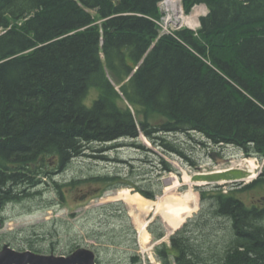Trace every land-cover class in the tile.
Returning a JSON list of instances; mask_svg holds the SVG:
<instances>
[{
  "label": "trees",
  "instance_id": "trees-1",
  "mask_svg": "<svg viewBox=\"0 0 264 264\" xmlns=\"http://www.w3.org/2000/svg\"><path fill=\"white\" fill-rule=\"evenodd\" d=\"M159 1L0 0L6 29L0 34V212L23 198L24 186L45 178L62 198L64 187L100 182L134 186L155 199L152 190L119 182L120 175L53 177L89 148L108 153L141 133L187 159L166 135L185 132L196 140L198 132L208 144H233L264 157V0H183L187 12L208 6L200 27L157 39ZM160 163L175 170L163 157ZM263 184L264 168L226 192L219 184L200 188V211L170 243L156 245L162 264H264V195L250 196ZM119 212L130 221L122 206ZM51 228L47 234L57 237ZM148 228L157 240L166 235L158 218ZM119 239L110 236L112 243ZM34 241L27 248L40 253L57 242L51 239L44 249ZM131 260L142 264L138 254Z\"/></svg>",
  "mask_w": 264,
  "mask_h": 264
},
{
  "label": "rangeland",
  "instance_id": "rangeland-1",
  "mask_svg": "<svg viewBox=\"0 0 264 264\" xmlns=\"http://www.w3.org/2000/svg\"><path fill=\"white\" fill-rule=\"evenodd\" d=\"M205 9L206 7L202 5L196 6L192 13L198 11L201 17ZM93 93H95L94 89L91 94ZM185 134V132L168 134L166 137L180 145L191 161L179 154L165 152L141 133L137 139L121 140V144L108 153L89 151L90 148L86 152V154H103L107 159L99 161L95 157L84 154L74 157L65 169H55L54 177L61 182L91 175H120L122 179L118 180L119 182L135 183L141 188L155 192L156 202L159 197H163L164 209L156 208L155 202L153 210L136 213L130 211V205L118 198V193L124 188L129 187L132 192H135L134 186L130 185L113 188L103 186L100 193L80 201L77 198L80 194L78 189H90L95 184L87 182L81 184L75 191L66 189L64 199L61 200L53 188V182L49 180L39 187L24 186L23 198L8 203L1 211L4 224L0 226V248L5 243H9L15 249L23 251L32 238L36 245L45 249L51 244V239H55L57 241L55 249L45 253L64 254L72 250V245H77L95 250L100 260L98 264H134L131 260L134 254L141 255L142 258L144 255H147V258L151 256L150 263L157 264L159 258L155 252L156 245L161 241L170 243L168 233L178 228L184 219L193 217L200 211L202 207L200 188L210 189L221 184L226 192L236 183V180H230L225 176L242 178L247 174L246 171L249 172L252 168L248 163L250 156L238 147L231 144L211 145L199 133L193 134L196 140H191V137ZM202 140L207 144H201ZM135 142L144 148L133 145ZM103 146L102 144L94 145L95 149ZM161 157L173 165L175 168L173 172L163 170L160 163ZM260 164L263 167L262 160ZM227 165V169L223 170L222 168ZM185 175L190 178L188 182L184 179ZM172 176L176 177L173 179H177L179 184L166 193V187L173 182ZM26 193L32 194L26 196ZM185 194L191 195L188 196L189 200L182 208L181 199L177 198H183ZM255 195H264V184L250 193L252 197ZM250 196L244 195L249 203L252 201ZM121 206L127 210L130 221L122 213H118ZM179 217H182V221L176 227L170 226L169 220L173 222ZM156 218L163 222L166 236L157 241L146 226L150 238L148 242H144L139 234L140 222ZM50 221L52 223L49 226H38ZM67 223L71 225V228H67ZM51 225L56 226L57 229L54 231L57 232V237L47 234L53 230ZM101 233L104 235L99 239L100 241L93 238L95 235L99 237ZM110 236L120 237V242L112 243Z\"/></svg>",
  "mask_w": 264,
  "mask_h": 264
},
{
  "label": "bare ground",
  "instance_id": "bare-ground-1",
  "mask_svg": "<svg viewBox=\"0 0 264 264\" xmlns=\"http://www.w3.org/2000/svg\"><path fill=\"white\" fill-rule=\"evenodd\" d=\"M201 5L206 7L205 13L202 14V16H204V15L208 14V12H209L208 6L206 4H204V3L195 5L191 9L190 12H187L185 10L183 0H160L158 2L159 17L155 19V22H156V24L159 27V34L157 36V39H159L161 36H163L166 33L173 34L177 30H180V29L185 28V27L188 28L189 25L196 26V28L199 25V23L201 25V17L202 16L201 17L199 16V12L196 11V12L192 13L193 9L196 6H201ZM200 25H199V27H200ZM5 31H6V29L0 27V34L4 33ZM124 140H126V139H124ZM133 145H135V144H133ZM220 145H224V144H220ZM225 145H227V144H225ZM231 145H233V144H231ZM118 146H115V147H118ZM234 146H236V145H234ZM236 147H238V146H236ZM139 148H144V146L139 147ZM239 149H241V148H239ZM247 155L250 156L249 164L252 167H255V165H258L259 168L262 167V165L260 164V160H262L263 164H264V157H260L259 155L255 154V153L247 154ZM240 165H242V164H240ZM54 174H55V172L53 173V177H54ZM173 178H176V177L172 176L171 179L173 180V182L166 187V193H168L167 191H172V189L179 184L177 179H173ZM54 179H56V178L54 177ZM184 179H185L186 182H188L190 180L188 175H185ZM49 180L50 179L46 180V178H45V181H49ZM56 180H58V179H56ZM51 181L53 182L52 179H51ZM58 181H60V180H58ZM42 183L43 182L39 183L37 185V187H39ZM27 194L28 193H26L25 195L27 196ZM29 194H32V193H29ZM23 195H24V193H23ZM189 195H191V194H187V195L185 194L183 196V198H177L179 200L181 199L180 206L182 208H183V206H185L184 205L185 202L187 200H189V198H188ZM118 198H120V199L124 200L125 202H127L130 205V208H131L130 211H132L134 213H136L137 211H142V212L145 211L146 212V211H150V210L155 209V208H153L154 204L156 202L155 200L146 198L140 192H137V191L132 192V190L129 189V188L122 189L118 193ZM163 199H164L163 197H159V199L156 202V208L161 207V209H164L165 203H163V201H164ZM0 213H2V212H0ZM170 217L171 216H169V218ZM144 221H145V219H144ZM181 221H182V217H179V218L175 219V221H173V222L171 220H169L170 226L172 225L173 227H176ZM147 223H148V221L147 222L141 221L140 222V228H139L140 237L143 239L144 242H148L149 238H150V234L148 233V231L146 229Z\"/></svg>",
  "mask_w": 264,
  "mask_h": 264
},
{
  "label": "water",
  "instance_id": "water-1",
  "mask_svg": "<svg viewBox=\"0 0 264 264\" xmlns=\"http://www.w3.org/2000/svg\"><path fill=\"white\" fill-rule=\"evenodd\" d=\"M0 264H97L96 253L86 247H78L70 254H45L31 249L24 251L5 244L0 250Z\"/></svg>",
  "mask_w": 264,
  "mask_h": 264
},
{
  "label": "flooded vegetation",
  "instance_id": "flooded-vegetation-1",
  "mask_svg": "<svg viewBox=\"0 0 264 264\" xmlns=\"http://www.w3.org/2000/svg\"><path fill=\"white\" fill-rule=\"evenodd\" d=\"M101 189H102V186L100 184L93 185L90 187V189L78 191V192H80V194L77 196V198L80 201H85L88 198H90L92 195H96V194L100 193Z\"/></svg>",
  "mask_w": 264,
  "mask_h": 264
},
{
  "label": "built area",
  "instance_id": "built-area-1",
  "mask_svg": "<svg viewBox=\"0 0 264 264\" xmlns=\"http://www.w3.org/2000/svg\"><path fill=\"white\" fill-rule=\"evenodd\" d=\"M189 26H192V25H189Z\"/></svg>",
  "mask_w": 264,
  "mask_h": 264
}]
</instances>
